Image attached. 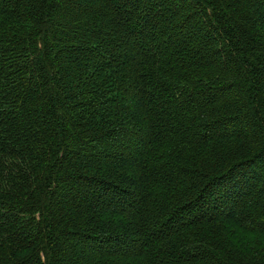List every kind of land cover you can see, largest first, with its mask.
Here are the masks:
<instances>
[{"label": "trees", "instance_id": "16d2710c", "mask_svg": "<svg viewBox=\"0 0 264 264\" xmlns=\"http://www.w3.org/2000/svg\"><path fill=\"white\" fill-rule=\"evenodd\" d=\"M0 264H264V0H0Z\"/></svg>", "mask_w": 264, "mask_h": 264}]
</instances>
